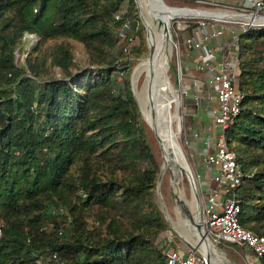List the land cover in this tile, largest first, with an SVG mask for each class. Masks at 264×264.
<instances>
[{
    "label": "trees",
    "instance_id": "trees-1",
    "mask_svg": "<svg viewBox=\"0 0 264 264\" xmlns=\"http://www.w3.org/2000/svg\"><path fill=\"white\" fill-rule=\"evenodd\" d=\"M135 37L138 58L135 0H0V264H167L161 170L125 50ZM237 45L243 101L226 142L244 170L240 224L264 236V28Z\"/></svg>",
    "mask_w": 264,
    "mask_h": 264
},
{
    "label": "rangeland",
    "instance_id": "rangeland-1",
    "mask_svg": "<svg viewBox=\"0 0 264 264\" xmlns=\"http://www.w3.org/2000/svg\"><path fill=\"white\" fill-rule=\"evenodd\" d=\"M165 1L169 6L176 8H193L226 13L229 15H236L239 12V7L234 0ZM193 22H199L200 26L191 30L189 29V23ZM203 24H206V28H203ZM250 24H252L250 19L235 16L228 21H215L214 19L197 18L194 16L177 17L171 19L169 23L170 34L167 47V82L171 83V85L173 84L176 89L175 92H172L175 102L172 103L167 96V91H164L161 108L165 113H170L172 110H175L178 105V118L174 124H171L178 135V142L184 151L191 169H193L192 171L195 178L197 179L198 175H200L202 179L200 183L197 181L202 221L208 189L215 187V184L211 181L207 173L203 159L206 153L212 152V142L218 137L219 131L212 117V114L219 109V101L216 91L210 86L209 81L211 73L218 70L219 64L222 62L223 58L234 60L232 57L234 58L237 55V48L233 45L234 36H237L240 31L247 28L246 25ZM222 26L227 29L225 34L220 38H212L213 30ZM255 27L264 28V23L262 25L254 23L251 28ZM248 28H250V26H248ZM144 29L146 40V51L144 54L138 58L133 56L139 53L142 48L139 37L130 40L125 49L127 53L131 55V61L133 60L135 62L132 85L141 111L148 97L145 83L146 75L143 72L136 75L135 70L144 60L150 57L147 31L145 27ZM30 36L31 37L26 38L24 45L25 50H31L32 47L38 43L37 36ZM189 38L203 41L208 49L215 51L216 60L211 62L207 67L202 68L200 60L203 51L190 49L187 45V40ZM121 42H124V40ZM230 47H232L231 50ZM75 51L78 65L80 67H86L89 63V56L84 47L77 44ZM25 57V55L18 53L20 62H23ZM237 65L238 63L235 60V66L237 67ZM57 75L60 76L59 70L57 71ZM123 77V73L116 76L117 91H120L123 87ZM143 120L148 136V143L162 171L164 155L160 144L152 128L145 121L144 115ZM195 133L199 134L196 139L194 138ZM160 193L161 195L157 192V200L170 227L157 241L159 248L167 253L171 250H180L186 253L194 246L202 250L200 240L193 232L194 228L192 225L190 227L186 223V220L176 204L172 178L171 174L168 172L165 173L162 178ZM177 195L180 196L179 199H182L186 203L191 213L195 214L194 194L191 182L186 174H184L183 181L178 187ZM47 214L53 216L56 212L54 209H51ZM62 236H66L65 231L62 233ZM211 242L232 264H257L254 255L248 248L226 243H217L212 239Z\"/></svg>",
    "mask_w": 264,
    "mask_h": 264
},
{
    "label": "built area",
    "instance_id": "built-area-1",
    "mask_svg": "<svg viewBox=\"0 0 264 264\" xmlns=\"http://www.w3.org/2000/svg\"><path fill=\"white\" fill-rule=\"evenodd\" d=\"M238 5L239 12L235 17L248 18L253 26L254 23H264V0H234ZM233 17L224 18L215 21H228ZM120 16H117V20ZM206 28V24H203ZM244 28L242 31H246ZM128 27L125 25L120 36L126 39ZM227 29L224 26L214 29L212 38L222 37ZM239 35V34H238ZM238 35L234 36L233 45L238 47ZM27 37H31L29 34ZM132 40V39H130ZM187 45L190 49H197L202 52L201 67H207L211 62L216 60L215 51L208 49L203 41L189 38ZM232 47H230V50ZM26 56V55H25ZM234 60L224 59L219 64L217 71L211 73L209 84L216 91L219 109L212 114L218 137L212 142V152L206 153L204 163L207 173L211 181L215 184L214 188L208 189L207 199L203 212V224L208 236L217 243H226L237 246H246L252 251L255 260L259 264H264V236L256 235L251 231L244 229L239 221L241 207L237 200L236 191L243 183L244 170L234 153L229 149L226 142L227 131L234 126L237 117L241 113V104L243 94L238 86V77L240 74L238 55ZM235 60L238 65L235 66ZM199 134L195 133L194 138H198ZM195 178V176H194ZM201 176L195 178L196 185L201 182ZM198 181V182H197ZM2 228H0V237L2 236ZM199 247H192L188 252L180 250H171L165 252L167 264H208L206 258L199 252ZM55 260L58 256L53 255ZM57 264H65L58 261Z\"/></svg>",
    "mask_w": 264,
    "mask_h": 264
},
{
    "label": "bare ground",
    "instance_id": "bare-ground-1",
    "mask_svg": "<svg viewBox=\"0 0 264 264\" xmlns=\"http://www.w3.org/2000/svg\"><path fill=\"white\" fill-rule=\"evenodd\" d=\"M139 2L141 14L146 22L147 40L152 48V56L144 60L135 70L136 75L141 72L146 75L145 83L148 97L141 112L160 144L164 155L163 169L165 173L168 172L171 174L176 204L186 220V223L190 227L192 225L194 228L193 232L200 240L202 251L211 254L214 263L232 264L219 252L202 227L203 221L199 196L194 193L195 214H192L186 203L182 199H179L180 196L177 195V190L180 183L183 181L184 174L188 173L189 179H193L194 182L195 178L192 171L193 169H191L184 151L178 142V135L171 124H174L178 118V105L175 110H172L170 113H165L161 108L164 91H167V96L170 101L172 103L175 102L172 92H175L176 89L173 84L171 85V83L167 82V47L170 34V20L177 17L190 16L189 14H193V16L197 18H205L204 16H207L208 13L186 10L174 11L168 7L169 5L167 3H165L167 6H160L152 0H139ZM213 16H215L217 20H222L224 18L234 17L235 15L216 13Z\"/></svg>",
    "mask_w": 264,
    "mask_h": 264
},
{
    "label": "water",
    "instance_id": "water-1",
    "mask_svg": "<svg viewBox=\"0 0 264 264\" xmlns=\"http://www.w3.org/2000/svg\"><path fill=\"white\" fill-rule=\"evenodd\" d=\"M153 2H156L158 5L160 6H167L166 1L165 0H152ZM136 2V5H137V9L139 10V15H140V18H141V21L144 25V27L146 28V22L141 14V7H140V2L139 0H135ZM171 10H186V11H199V12H202V13H208L207 16H204L205 18H209V19H215L216 17L213 16L215 15L216 13H219V12H211V11H207V10H199V9H193V8H176V7H171V6H168ZM190 16H184V17H192L193 14H189ZM150 47V45H149ZM150 56H152V48L150 47ZM186 163V161H185ZM164 169H162L161 173H160V176H159V179H158V182H157V192L159 195H161L160 193V188H161V182H162V178L164 176ZM187 177H188V173H186ZM189 179V177H188ZM190 180V179H189ZM191 182V186H192V190H193V194L196 193V195H198V189H197V185H196V182L192 180H190ZM163 205L165 206V204L163 203ZM202 227L203 229L205 230V232L207 233L206 231V228L204 226V224L202 223ZM208 235V234H207ZM199 252L206 258L208 264H214V261L212 260V256L211 254H209L208 252H203L202 250H199Z\"/></svg>",
    "mask_w": 264,
    "mask_h": 264
},
{
    "label": "crops",
    "instance_id": "crops-1",
    "mask_svg": "<svg viewBox=\"0 0 264 264\" xmlns=\"http://www.w3.org/2000/svg\"><path fill=\"white\" fill-rule=\"evenodd\" d=\"M257 262V264H259V262L258 261H256Z\"/></svg>",
    "mask_w": 264,
    "mask_h": 264
}]
</instances>
